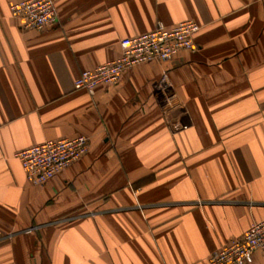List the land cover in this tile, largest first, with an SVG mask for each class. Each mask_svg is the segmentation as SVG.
<instances>
[{
	"label": "crops",
	"instance_id": "0c3cea01",
	"mask_svg": "<svg viewBox=\"0 0 264 264\" xmlns=\"http://www.w3.org/2000/svg\"><path fill=\"white\" fill-rule=\"evenodd\" d=\"M18 1L0 0V264H208L264 218V0H54L41 30ZM186 19L195 51L75 89L121 39ZM77 135L86 155L26 180L17 151Z\"/></svg>",
	"mask_w": 264,
	"mask_h": 264
},
{
	"label": "built area",
	"instance_id": "2783aa9c",
	"mask_svg": "<svg viewBox=\"0 0 264 264\" xmlns=\"http://www.w3.org/2000/svg\"><path fill=\"white\" fill-rule=\"evenodd\" d=\"M11 16L21 19L26 29L41 30L57 22L54 0H21L9 6ZM199 25L186 19L172 26L162 23L146 32L120 40V55L83 70L74 81L75 89L92 92L98 85H117L125 71L145 63H164L181 51H195L193 40ZM89 138L85 135L48 139L17 151L26 180L34 185L48 182L81 159L89 151ZM264 248V218L253 222L240 236L211 253L208 264H245L255 250Z\"/></svg>",
	"mask_w": 264,
	"mask_h": 264
}]
</instances>
